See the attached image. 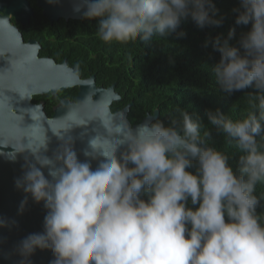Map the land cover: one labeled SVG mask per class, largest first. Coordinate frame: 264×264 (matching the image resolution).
Returning a JSON list of instances; mask_svg holds the SVG:
<instances>
[{
	"label": "trees",
	"instance_id": "trees-1",
	"mask_svg": "<svg viewBox=\"0 0 264 264\" xmlns=\"http://www.w3.org/2000/svg\"><path fill=\"white\" fill-rule=\"evenodd\" d=\"M93 1L106 7L55 30L30 0L24 39L98 83L115 81L123 99L111 108L133 101L131 122L157 108L154 125L212 150L179 164L172 151L151 154L147 174L129 167L117 186L65 195L88 215H115L116 245L143 234L148 257L264 264V0ZM75 91L35 99L50 115Z\"/></svg>",
	"mask_w": 264,
	"mask_h": 264
},
{
	"label": "water",
	"instance_id": "water-1",
	"mask_svg": "<svg viewBox=\"0 0 264 264\" xmlns=\"http://www.w3.org/2000/svg\"><path fill=\"white\" fill-rule=\"evenodd\" d=\"M50 21L99 13L93 0H34ZM33 15L30 0H0V264H187L148 257L149 244L134 233L126 244L116 216H87L65 189L75 182L97 190L116 185L125 162L146 174L150 152L172 151L176 162L210 152L190 146L180 132L151 127L159 111L131 124L133 101L120 100L114 84L97 86L93 74L82 78L65 60L39 56L36 39L24 40L18 26ZM78 87L75 99L61 98L49 115L35 94Z\"/></svg>",
	"mask_w": 264,
	"mask_h": 264
},
{
	"label": "flooded vegetation",
	"instance_id": "flooded-vegetation-1",
	"mask_svg": "<svg viewBox=\"0 0 264 264\" xmlns=\"http://www.w3.org/2000/svg\"><path fill=\"white\" fill-rule=\"evenodd\" d=\"M41 13H42V10H41ZM90 13H94V12H90ZM90 13L89 14H87V15H83V16H81L78 20H81L84 16H88V15H90ZM35 15V11H34V9H33V15L32 16H34ZM30 18H31V16L29 17V20H28V22L27 23H25V24H20V23H17L15 20H14V18L11 16L10 17V20H11V22H13V23H15L17 26H18V28H19V30L21 31V34H22V28H23V26H25L26 24H29V22H30ZM47 18L45 17V20H46ZM61 19H63L64 21H62ZM48 20V19H47ZM49 21V20H48ZM54 21H56L55 23H54ZM54 21H52V22H50L51 23V25L53 26V28L55 29V30H57L58 29V26H60V28H62V26H67L68 25V19H64V18H59V19H57V20H54ZM42 23H43V21H42ZM54 23V24H53ZM42 28L43 27H45L44 25L43 26H41ZM44 34L45 35H48L49 34V31L48 30H44ZM23 36V35H22ZM24 38V37H23ZM77 38V35H74V37L73 38H71V40H74V39H76ZM27 39H36V38H33V37H28V38H26V39H24V40H27ZM37 40V39H36ZM38 41V40H37ZM39 42V41H38ZM40 44V43H39ZM41 45V44H40ZM40 48H41V46H40ZM40 48H39V52H38V55L39 56H49V57H51V58H54L53 56H50L49 54H47V53H44V54H41L40 53ZM55 59V58H54ZM56 60V59H55ZM63 60H65L66 62H67V60H66V58L64 57L63 59H61V60H56L57 62H60V61H63ZM67 64H69L68 62H67ZM70 65V64H69ZM71 66V65H70ZM71 67H73V66H71ZM73 69H74V67H73ZM74 71L77 73V74H79L82 78H85V77H88L89 75H91V74H93L94 75V77H95V83H96V85L97 86H103V87H107V86H109L111 83H115V81H112L111 83H109L108 85H104V84H102V83H98L97 82V78H96V75L94 74V73H90V74H87V75H81L79 72H77L75 69H74ZM70 88H72V89H74L75 88V94H74V96H73V98H71V97H61V98H68V99H71V100H73V99H75V97H76V95H77V92H78V87L77 86H73V87H70ZM67 89H69V88H67ZM59 90L60 89H58V90H56L54 93H50V92H47V93H50V94H55V93H57V92H59ZM63 90H65V89H63ZM114 90L117 92V93H119V95H120V100H118V101H121V99H123V96L121 95V93L119 92V90L116 88V86H115V84H114ZM47 93H42V94H35L34 96H33V98H32V100L34 101V102H42L43 103V105H44V107H46V104H47V100L44 98V97H39L38 99H35V97H37V96H41V95H47ZM60 98V99H61ZM59 99V100H60ZM114 102H117V101H113L112 103H114ZM130 102V101H129ZM112 103H111V105H112ZM128 103V102H127ZM126 103V104H127ZM56 104V103H55ZM55 104H53V106L55 105ZM125 104V105H126ZM125 105H123V106H125ZM52 106V107H53ZM122 106V107H123ZM121 108V107H120ZM119 109V108H118ZM46 110V109H45ZM117 110V109H116ZM130 110V109H129ZM114 111V110H113ZM159 111V110H158ZM128 113H129V111H128ZM128 113H127V115H128ZM147 113V112H146ZM149 113V112H148ZM145 116V115H144ZM143 116V117H144ZM143 117H142V119H143ZM158 118V117H157ZM156 118V119H157ZM141 119V120H142ZM155 119V120H156ZM140 120V121H141ZM155 120H153V121H155ZM130 121V120H129ZM139 121V122H140ZM153 121L152 122H150V126L151 127H159V126H157V125H154L153 124ZM131 122V121H130ZM139 122H131V124H137V123H139ZM160 128V127H159ZM151 154H153L152 152H150V156H151ZM162 154V153H161ZM158 155V154H157ZM150 159H151V157H150ZM125 165H126V168H125V170L123 171V172H125L126 170H128V168L130 167L131 168V166H132V163L131 162H129V163H126L125 162ZM149 165H150V163H149ZM134 171V170H133ZM123 172H120V173H123ZM136 172H138L139 173V171H136ZM148 172H149V167H148ZM147 172V173H148ZM120 173H118V174H116L115 175V179H116V177H117V175H119ZM146 173V174H147ZM140 174V173H139ZM118 185V181H117V179H116V185H110V186H117ZM78 187V188H80L75 182H73V184H72V186H70V187H68V188H73V189H75V187ZM104 187H109V186H104ZM103 187V188H104ZM102 188V189H103ZM67 189V188H66ZM80 189H83V188H80ZM84 189H91V190H97V189H94V188H91V187H87V188H84ZM101 190V189H100ZM71 198V197H70ZM72 199V198H71ZM74 206H78V205H74ZM82 206V205H81ZM86 213V212H85ZM87 214V213H86ZM110 215V214H109ZM109 215H107V216H109ZM87 216H93V215H88L87 214ZM101 216H104V217H107V216H105V215H100V216H98V217H101ZM94 217V216H93ZM98 217H95V218H98ZM134 233H137V232H134ZM133 233V234H134ZM133 234H132V236H133ZM138 234V233H137ZM140 235V234H139ZM131 236V237H132ZM144 238V237H143ZM130 239V238H129ZM145 239V238H144ZM129 241V240H128ZM124 244H126V243H124Z\"/></svg>",
	"mask_w": 264,
	"mask_h": 264
}]
</instances>
